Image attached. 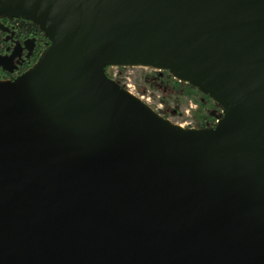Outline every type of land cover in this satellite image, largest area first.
I'll return each mask as SVG.
<instances>
[{
  "label": "water",
  "instance_id": "water-1",
  "mask_svg": "<svg viewBox=\"0 0 264 264\" xmlns=\"http://www.w3.org/2000/svg\"><path fill=\"white\" fill-rule=\"evenodd\" d=\"M1 15L49 41L0 79V264H264V0H0ZM33 48L13 40L0 68ZM107 65L167 70L221 115L176 129Z\"/></svg>",
  "mask_w": 264,
  "mask_h": 264
},
{
  "label": "rangeland",
  "instance_id": "rangeland-1",
  "mask_svg": "<svg viewBox=\"0 0 264 264\" xmlns=\"http://www.w3.org/2000/svg\"><path fill=\"white\" fill-rule=\"evenodd\" d=\"M156 70L160 69L142 65H109L105 68L106 74L119 79L128 92L149 105L157 114L166 117L165 119L181 129L194 128L198 116L197 109L200 108L204 113L213 106L214 100H202L203 94L197 88L192 93H182L176 91L177 89L171 91L160 84L157 87L151 86L152 81L149 79L151 73Z\"/></svg>",
  "mask_w": 264,
  "mask_h": 264
},
{
  "label": "trees",
  "instance_id": "trees-1",
  "mask_svg": "<svg viewBox=\"0 0 264 264\" xmlns=\"http://www.w3.org/2000/svg\"><path fill=\"white\" fill-rule=\"evenodd\" d=\"M6 16L1 15L0 18H4ZM21 21L19 26L16 29V35L18 37H26L28 35H36L38 38L40 37H44V42L41 43V45H38L35 50L34 53L32 55V57L30 58V60L28 61V64L25 65L22 68V71L27 69L29 66H31L34 62H36V60L38 59L43 46L46 45V43L49 41L47 37H45L42 32L40 31V29L38 28L37 25L31 23L30 19L24 18L22 16H18ZM36 32V33H35ZM109 65H107L106 67H108ZM119 66H123V65H119ZM4 71H2L0 69V76L1 77H5L4 76ZM109 76V73L107 74ZM150 75V74H149ZM148 75V76H149ZM154 76V77H152ZM110 77V76H109ZM111 78V77H110ZM175 77L173 75H171L167 70L164 69H160V70H156L153 71V73H151V77H150V81L151 82V86L153 87H157L159 84L162 86H165L166 88H168L171 91H179L182 93H192L194 91H196V87L193 86L192 84H190L189 82L186 81H182L179 79H174ZM118 80L119 79H115ZM122 85V84H121ZM123 86V85H122ZM203 95H201V99L202 100H206V98H211L208 94L202 93ZM221 106L218 105L215 101L214 104L211 108H209L207 111H205L204 113H202L201 109H197L198 111V116L196 118V122H195V127L196 128H200V127H206V126H214L216 121L219 119L220 115H221Z\"/></svg>",
  "mask_w": 264,
  "mask_h": 264
},
{
  "label": "flooded vegetation",
  "instance_id": "flooded-vegetation-1",
  "mask_svg": "<svg viewBox=\"0 0 264 264\" xmlns=\"http://www.w3.org/2000/svg\"><path fill=\"white\" fill-rule=\"evenodd\" d=\"M0 21H2L5 25H7L10 30L14 31V34H13V38H8L6 39L8 33L2 31L0 29V52L1 53H5L7 52V49L10 48L12 45H13V40H20V41H24L26 39H29V38H33L34 39V48H33V52L30 53L29 56H27V50L24 49L22 51V57L20 58V64L18 65V68L16 70H14L13 72H8V71H5V70H1L4 71V76L5 77H13L15 75H17L18 73L22 72V68L28 64V61L30 60V58L32 57L33 53H34V50L35 48L38 46V45H41L42 42H44V37L42 36L41 38L37 37L36 35H28L26 37H18L16 35V29L17 27L19 26L20 24V21L21 19L18 17V16H6L4 18H0ZM32 23V22H31ZM36 33V32H35ZM45 46V45H44ZM43 46V47H44ZM30 67V66H29ZM26 70V69H25ZM24 71V70H23Z\"/></svg>",
  "mask_w": 264,
  "mask_h": 264
},
{
  "label": "bare ground",
  "instance_id": "bare-ground-1",
  "mask_svg": "<svg viewBox=\"0 0 264 264\" xmlns=\"http://www.w3.org/2000/svg\"><path fill=\"white\" fill-rule=\"evenodd\" d=\"M136 66V65H135ZM142 66H146V65H142ZM126 91H127V89H126ZM128 92V91H127ZM129 94H131L132 96H134L132 93H130V92H128ZM138 101H140L141 103H143L139 98H137L136 96H134ZM225 106H226V109L229 107V104H225ZM146 107H148V109H150L153 113H155L149 106H147L146 105ZM157 115V114H156ZM159 117V116H158ZM163 120L165 121V123H167V124H169V125H172L173 127H175L176 129H180V130H184V129H186V128H183V129H181V128H179V127H177L175 124H172L171 122H169L168 121V119H165V118H163ZM189 130L190 131H193V130H195V128H189Z\"/></svg>",
  "mask_w": 264,
  "mask_h": 264
},
{
  "label": "built area",
  "instance_id": "built-area-1",
  "mask_svg": "<svg viewBox=\"0 0 264 264\" xmlns=\"http://www.w3.org/2000/svg\"><path fill=\"white\" fill-rule=\"evenodd\" d=\"M109 76H110L112 79H116V77H115V76L112 77L111 74H109ZM4 78H11V77H1V76H0V79H4Z\"/></svg>",
  "mask_w": 264,
  "mask_h": 264
}]
</instances>
